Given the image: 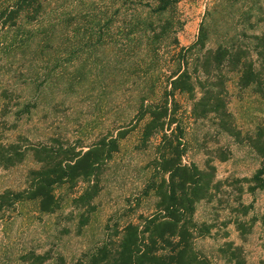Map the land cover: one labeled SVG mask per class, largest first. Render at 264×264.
<instances>
[{"label":"rangeland","instance_id":"1","mask_svg":"<svg viewBox=\"0 0 264 264\" xmlns=\"http://www.w3.org/2000/svg\"><path fill=\"white\" fill-rule=\"evenodd\" d=\"M8 1L0 0V4ZM154 1L43 0L36 20L20 17L12 27L0 22V143L58 137L90 145L106 132L132 128L106 163L93 200L95 209L81 228L83 209L75 208L71 200L82 191L83 183L71 191L58 187L56 193L63 201L53 213L41 212L36 200L0 210V264H24L22 255L29 251L48 253L44 264H86L93 250L110 238L115 225L121 228L136 222L139 214L152 212L156 197L153 193L143 196L141 191L159 135L141 146L145 119L136 122L137 98L152 85L149 76L158 82L150 97L159 99V83L181 55L186 54L192 69L200 51L181 48L195 41L201 25L208 33L206 47L212 48L219 43L252 45L254 35L264 33V0H179L165 14L174 26L157 61L137 47L120 56L122 43H133L140 34L136 30L125 40L122 34L129 28L125 24L148 17V5ZM214 6L216 11L211 12ZM262 77L264 81V67ZM225 84L228 110L242 135L264 127V84L263 91L255 86L242 88L235 71H226ZM175 98L184 131L183 162L200 168L213 165L214 181L219 183L212 198L196 204L194 219L211 228L208 234L196 236L195 248L209 264H228L220 247L233 242L241 246L246 264H262L264 188L250 193L244 180L259 166L260 158L245 141L219 129L213 115L195 119L187 94L177 92ZM221 151L229 153L226 160L219 159ZM38 166L31 154L14 166L0 165V193L26 187L28 171ZM242 205H251L246 215L240 211ZM235 219L243 222L244 234Z\"/></svg>","mask_w":264,"mask_h":264},{"label":"trees","instance_id":"2","mask_svg":"<svg viewBox=\"0 0 264 264\" xmlns=\"http://www.w3.org/2000/svg\"><path fill=\"white\" fill-rule=\"evenodd\" d=\"M178 1L155 0L154 5H148V17H137L130 24H125L129 27L128 31L121 33L125 40L131 39L129 36L136 30H140V34L133 38V43H122L120 56L125 57L129 48L137 47L142 48L153 62L157 61L160 48L170 37L174 26L165 14L172 12ZM43 7V0H9L0 4V22L3 26L12 27L20 17L34 21ZM212 11H216V6L211 8ZM207 40V30L201 25L195 41L181 48L185 52L200 51L192 69L186 54L181 55L176 67L162 76L159 99L150 97L152 88L158 85L152 76H149L152 87L149 86L147 92L140 91L136 122L145 119L140 132L141 146H146L153 136L159 135L154 157L149 162L150 175L141 191L143 196L153 193L156 197L154 210L147 215L139 214L136 222H128L121 228L115 225L110 238L93 250L86 264H209L206 255L195 248L194 239L197 235L208 234L211 224L198 223L194 212L199 201L212 198L219 183L214 181L213 165L200 168L194 163L183 162L184 131L177 118V92L185 93L191 99V115L195 119L213 115L219 129L237 141H245L253 149L260 163L250 177H244L247 191L254 193L264 188V127L258 126L253 133L242 135L228 110L225 84L226 71H235L240 87L255 86L258 91H263L264 33L254 35L252 45L219 43L212 48L206 47ZM173 42L178 44L176 38ZM131 130L119 129L115 134L106 132L90 145L58 137L40 142L24 138L25 143H0L1 166H14L28 154L39 164L28 171L26 187L6 189L0 193V210L20 201L36 200L41 212L53 213L63 201L56 189L65 186L71 191L83 183L82 191L71 200L75 208L83 209L78 223V228H81L95 209L93 200L100 191V177L106 163L118 151L120 140ZM228 157L226 151L219 153L220 160ZM240 189L242 191V187ZM250 207L242 205L240 211L246 215ZM234 223L241 233L246 232L243 222L235 219ZM261 224L264 228V217ZM220 252L228 264H246L241 246L233 242H226L220 247ZM49 258L48 253L34 251L22 255L24 264H44Z\"/></svg>","mask_w":264,"mask_h":264}]
</instances>
